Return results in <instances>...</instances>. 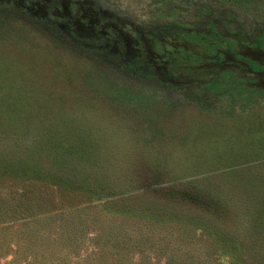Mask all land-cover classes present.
<instances>
[{
  "label": "rangeland",
  "instance_id": "obj_1",
  "mask_svg": "<svg viewBox=\"0 0 264 264\" xmlns=\"http://www.w3.org/2000/svg\"><path fill=\"white\" fill-rule=\"evenodd\" d=\"M263 66L264 0H0V137L50 142L97 172L140 171L129 186L152 167V182L218 189L242 231L264 234V72L253 70ZM22 183L0 175V193ZM96 208L34 221L30 242L18 225L0 229V264H235L207 252L205 233L183 238L167 221L152 249L117 262L103 231L120 216L96 220Z\"/></svg>",
  "mask_w": 264,
  "mask_h": 264
},
{
  "label": "trees",
  "instance_id": "obj_2",
  "mask_svg": "<svg viewBox=\"0 0 264 264\" xmlns=\"http://www.w3.org/2000/svg\"><path fill=\"white\" fill-rule=\"evenodd\" d=\"M50 145H52L50 142L45 143L44 140L35 137L28 143H25L23 138L0 137V175L13 184L17 180L23 181L21 184L23 187L16 188L17 191L0 193L1 233L12 225H18L14 227L15 234L19 238L25 236L30 242L34 238L33 233L37 231L33 224L29 229V224L36 223L34 221L46 215L50 218L56 210L87 212L89 207H100L101 210L98 208L95 210L96 220L103 212L117 213L120 216L114 225L115 228L111 225L103 231V234L105 233L103 244L112 248L111 254L117 262L122 263L125 252L133 251V247L137 248L133 251L136 256H141L140 252L152 249V246L156 245L153 230L157 231L158 227L155 224L167 221L170 222L168 226L177 228L179 236L183 238L189 235L190 228L193 232H201L198 234L202 236L204 233L209 236L216 248L208 245V253L216 249V253L218 251L219 255L229 257L235 264H264V234H250L247 227L242 231L237 226L239 219L227 208L218 189L202 187L201 184L189 179L181 182L153 181V183L151 178L155 172L152 167L144 168L140 179L143 180L142 185L134 187L135 184L131 183L129 186L130 180L134 181L140 176V171L131 172V168L93 171L89 169L91 165L89 158L61 150L54 151L56 149ZM5 149L16 153L9 156L8 153H4ZM18 150L20 151L17 152ZM79 173L83 176L80 181L77 180L80 177ZM105 175H108L107 181L114 177L113 183H106L107 181L103 180ZM87 181L99 183L92 187L87 185ZM98 190H105L106 194L100 195L97 193ZM92 192L97 193L98 198H95L96 195L94 197L90 195L87 199L81 200L83 194ZM95 200H99V203H94ZM101 203H107L109 206ZM191 212L196 216L189 217L188 213ZM201 214L218 220L226 226L225 230L220 231L218 225L211 226L213 230H209V225L199 218ZM232 217L234 221L231 223L229 221ZM232 230L234 233H231ZM132 231L138 233L139 237H134L137 242L129 238ZM161 238L164 242V237ZM240 238L245 241H239ZM143 239L145 243H142ZM10 242V248L14 250L16 244ZM252 253L254 256L251 261L249 256L252 258ZM177 264H194V259L188 255L184 259L177 257Z\"/></svg>",
  "mask_w": 264,
  "mask_h": 264
},
{
  "label": "flooded vegetation",
  "instance_id": "obj_3",
  "mask_svg": "<svg viewBox=\"0 0 264 264\" xmlns=\"http://www.w3.org/2000/svg\"><path fill=\"white\" fill-rule=\"evenodd\" d=\"M243 63H245L246 65H249V64H252L253 62H249L248 60H241ZM254 68V67H253ZM254 72L256 71V72H264V66L263 67H259V69H258V67H255L254 69Z\"/></svg>",
  "mask_w": 264,
  "mask_h": 264
}]
</instances>
